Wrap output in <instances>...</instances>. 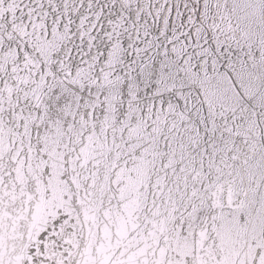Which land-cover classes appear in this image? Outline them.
Wrapping results in <instances>:
<instances>
[{
    "label": "snow or ice",
    "instance_id": "1",
    "mask_svg": "<svg viewBox=\"0 0 264 264\" xmlns=\"http://www.w3.org/2000/svg\"><path fill=\"white\" fill-rule=\"evenodd\" d=\"M0 264H264V0H0Z\"/></svg>",
    "mask_w": 264,
    "mask_h": 264
}]
</instances>
